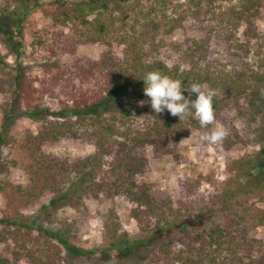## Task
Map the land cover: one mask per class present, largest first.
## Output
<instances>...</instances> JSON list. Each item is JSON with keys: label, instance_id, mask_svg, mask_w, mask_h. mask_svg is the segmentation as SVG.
Segmentation results:
<instances>
[{"label": "trees", "instance_id": "trees-1", "mask_svg": "<svg viewBox=\"0 0 264 264\" xmlns=\"http://www.w3.org/2000/svg\"><path fill=\"white\" fill-rule=\"evenodd\" d=\"M20 1L14 11L10 4L0 11L3 18L12 21L11 36L18 38L22 46L23 24L32 11H40L51 23L48 28L33 33L32 46L43 47L49 58L57 61L43 67L45 76L41 80L20 63L14 71L0 70V74L9 77L13 96L23 106V112H19V104L14 103L3 114L1 123L0 196L5 200V208L0 217V244L12 240L14 245L7 255L0 254V264H68L62 246L79 254L92 253L73 247L66 237L34 224L24 212L44 196L52 195L51 204L55 205L68 186L69 201L75 207L85 198L99 201L102 197L111 200L118 196L135 204L131 216L143 231L153 232L150 238L154 239L166 236L146 264H246L248 258L252 260L253 252L264 255V242L251 236L258 228H264V209L248 203L250 194L264 203V175L254 188L239 185V190H235L231 182L214 196L213 211L222 218V223L204 228L192 226L191 220L174 218L170 197L159 198L152 184L137 182V176L143 175L148 167V145L152 146L155 158H159L170 153L174 140L192 129L206 131L211 125L201 128L194 115L180 121L167 110L155 113L150 98L144 95V80L136 83L137 90L131 97L136 105L146 101L143 110L97 113L120 92L135 85L130 80L132 73L150 71L179 79L186 91L193 83L220 90L221 98L215 97L213 101L216 120L221 113L232 111L233 105H239L248 91L250 79L262 81L264 75L254 71L251 75L244 71H216L209 63L212 43L222 41L233 62L251 55L264 58L261 28L264 0H224L228 2L225 9L216 8V0ZM181 1L184 2L180 4ZM181 7L183 12L178 16L169 14L170 10L175 12ZM188 18L199 23L201 37L187 38L180 44L165 43L162 38L158 41L161 30L171 36ZM62 28L70 33L62 30L59 33ZM49 31L52 39H46ZM100 42L109 47L114 42L124 46V58L113 52L103 53L96 61L77 56L82 45ZM162 50L175 53L177 60L172 66L157 58L153 60V55ZM63 55L73 56V62L62 64ZM48 96L58 98L59 110L44 105ZM259 100L264 104L263 98ZM250 105L259 112L255 100H250ZM21 116L40 126L37 134H26L20 144L26 160L24 169L29 176L27 185L1 180L9 166L3 146L9 143L10 122ZM136 116L145 117L139 120ZM80 136L95 144L96 153L73 161L50 153L52 145ZM233 168L238 171L235 176L238 181L254 177L255 165L250 157L236 161ZM104 225L108 249L123 254L140 244L125 249L118 245L121 226L115 211L106 216Z\"/></svg>", "mask_w": 264, "mask_h": 264}, {"label": "rangeland", "instance_id": "rangeland-1", "mask_svg": "<svg viewBox=\"0 0 264 264\" xmlns=\"http://www.w3.org/2000/svg\"><path fill=\"white\" fill-rule=\"evenodd\" d=\"M50 1L43 0L44 3ZM21 2L20 0H0V11L9 4L14 11ZM183 2L181 1L180 4ZM227 3L224 0H216L214 5L218 9H225L228 7ZM182 12L181 7L175 12L170 10L169 14L178 16ZM50 23V19L40 11H32L28 20L23 24L24 39L22 46H19V39L11 36L12 21L0 15V70L5 73L14 71L20 63L37 80L44 78L43 67L55 64L57 59H50L43 47L34 48L32 46L33 33L48 28ZM140 26L142 25L140 24ZM261 28L264 31V17L261 21ZM61 30L65 34L70 33L69 29L64 28L59 29L58 32L60 33ZM159 34L161 37L158 41L162 38L165 43L176 42L179 44L187 38L202 36L199 23L191 18L185 19L181 25H178L171 36L166 35L165 30H161ZM48 35L46 39H52L51 31L48 32ZM105 52H113L118 58H124V46L116 42L112 47L102 42L82 45L78 49L77 56L96 61ZM152 58L153 60L157 58L169 66H172L177 60L175 53L170 50L155 53ZM73 59L74 57L70 55L60 56V62L65 65H70ZM209 63L219 72L244 71L251 75V72L254 71L259 72L261 76L264 75V58L251 55L247 59L233 62L222 41H213ZM146 73H132L130 80L135 82V85L129 90L120 92L114 100L109 101L97 113L105 115L110 110L117 113L128 109L143 110L145 104L143 106L136 105L132 102L131 97L137 90L136 83L143 80ZM250 80V87L240 99L239 105L234 104L232 111L221 113L216 120V123L226 128L229 133L218 144L200 146L197 143L203 133L212 130L214 126L211 125L206 131L192 129L186 136L174 140L170 147V153L161 155L159 158H155L152 146L148 145L146 149L148 167L143 175L137 176V182L152 184L155 195L159 198L170 197L175 208L174 218L191 220L192 226L197 228L220 224L222 218L213 211V197L220 194L231 182L235 184L233 187L235 190H239V185L245 188H254L264 175V104L259 100L260 98L264 99V80L258 81L254 78ZM13 88L9 77L1 73L0 131L3 114L8 113L14 103L19 104L18 98L13 96ZM217 92L216 97L220 99L221 91ZM250 100H255L259 112L256 111L255 106L250 105ZM44 105L52 107L54 110L60 109L57 97H46ZM17 108L19 112H23L22 104H19ZM39 127V124L24 116L15 117L10 122L9 143L3 146L4 159L9 163V166L7 172L1 176V180L22 185L28 184L29 176L24 169L26 160L20 152V144L26 134L30 132L37 134ZM187 138H190L188 142L180 143ZM49 151L54 155L73 161L93 155L97 149L95 144L85 136H80L77 139L62 140L52 145ZM249 157L254 160V177L248 178L246 181H242V179L238 181L235 177L238 175V171L233 168L234 163ZM70 192L71 188L68 186L61 195V200L55 205L51 204L54 197L49 195L44 196L38 204L24 210L34 224L43 225L51 232L66 237L73 247L92 252L91 254H79L69 247L62 246L64 259L68 264H146L158 249L160 242L166 239V236L160 239L150 238L153 232L143 231L141 225L131 216V210L136 205L124 196H118L111 200L102 197L99 201L85 198L80 206L75 207L69 201ZM248 198L249 204L253 203L260 209H264V203L260 202L255 195L250 194ZM43 206H47V209H44ZM4 208L5 200L0 196V217ZM111 210L116 212L121 226L118 245L125 249L140 243L132 251L121 254L117 250H110L106 247L104 220ZM251 236L264 242V228H258ZM13 245L12 240L0 244V254L7 255ZM252 256V260L248 258L246 264H264V255L261 252L255 251Z\"/></svg>", "mask_w": 264, "mask_h": 264}, {"label": "clouds", "instance_id": "clouds-1", "mask_svg": "<svg viewBox=\"0 0 264 264\" xmlns=\"http://www.w3.org/2000/svg\"><path fill=\"white\" fill-rule=\"evenodd\" d=\"M143 80L144 95L150 98L151 107L155 113L160 114L167 110L172 116H178L180 121L194 115L201 128L214 126L210 132H205L199 137L197 143L200 146L218 144L229 134L226 128L216 123L213 101L218 95L217 90L209 88L207 84L193 83L187 90L195 93L197 98L191 100L183 95L185 89L182 88V81L179 79H173L159 71H150L145 74ZM145 103L146 101L139 102L140 106ZM144 117H137V119L142 120ZM190 138L180 143H186Z\"/></svg>", "mask_w": 264, "mask_h": 264}, {"label": "water", "instance_id": "water-1", "mask_svg": "<svg viewBox=\"0 0 264 264\" xmlns=\"http://www.w3.org/2000/svg\"><path fill=\"white\" fill-rule=\"evenodd\" d=\"M183 95L186 98H189V99H191V98H197L195 93H190L189 91H186V90H184Z\"/></svg>", "mask_w": 264, "mask_h": 264}]
</instances>
